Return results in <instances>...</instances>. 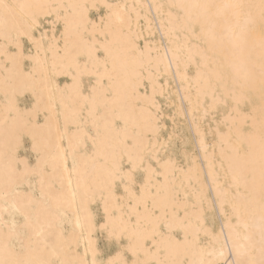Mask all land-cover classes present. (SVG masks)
Here are the masks:
<instances>
[{"label": "bare ground", "instance_id": "1", "mask_svg": "<svg viewBox=\"0 0 264 264\" xmlns=\"http://www.w3.org/2000/svg\"><path fill=\"white\" fill-rule=\"evenodd\" d=\"M146 1V4H143L141 0H30L33 3L64 6L52 9L53 15L46 24L48 30L42 23L35 32L36 40H40L41 35H44L39 49L26 37L20 39L18 46L14 32L6 36L0 29V98L3 100L0 107V260L7 257L37 262L68 261L84 257L88 240L86 235L81 238V230L76 225L78 219L83 220L92 214L88 201L92 199L93 192L86 191L82 175L85 168L103 169L107 162L104 148L112 142L114 135L107 128V121L102 118L103 111L89 117L86 106L83 111L85 120L78 121L77 114L80 113L81 105L86 102L78 95L76 84L82 79L83 95L88 96L98 78L97 75L91 76L94 84L87 86L80 76L84 62L88 59L87 53L91 51L94 43L107 45L110 54L108 68L117 78L116 83L127 98L126 106L115 108L109 113V119L128 117L135 106L130 128L134 125L143 144L152 148L154 162L158 159L157 151L160 145L156 138L159 130L156 114L158 105L154 96L163 90L157 79L165 75L172 77L177 83V110L188 120L197 155L189 158L190 162L184 169L178 168L171 161L160 162L161 171L167 174L169 188L176 195L179 207L173 228L186 231L190 241L197 235L204 237L202 226L213 235L206 238V246L202 248L175 250L176 258L197 262L218 261L223 264L225 260L236 259L239 252L244 258L259 259L261 231L264 228L258 203L259 141L257 139L255 142L249 157L256 167V202L245 210L243 180L246 168L242 154L237 152V135H218L209 139L206 129L203 128V121L207 113L215 110L211 107L210 84L215 83L214 73L221 64L223 71L239 75L242 82L243 77L247 75V83L255 88L256 95L259 96L264 65L260 0H243L244 3L255 5L249 10V30L243 50L227 38L222 43H209L189 30V24L194 19V10L182 6L202 0H166L164 3L170 6V9L166 10L162 9L163 3L160 0ZM104 3L115 6L111 10L112 15L109 16V10L104 9L103 15L93 21L89 11L96 8L91 6ZM73 5L76 7H70ZM140 6L144 8L143 14L138 11ZM56 13L59 14V20ZM164 13L165 17L162 16ZM102 17H107L103 23ZM65 19L69 23L72 36L69 48L75 47V52L84 54L79 60L80 68H77L74 62L75 52L69 54L65 48ZM140 19L144 20L146 30L158 32L157 28H161L167 44L161 46L158 40L157 43H143V48H140L137 45V41L142 38ZM163 22L167 23L165 31ZM176 31L182 34L180 41H174ZM104 33L108 34L106 38ZM192 41H196L195 44L186 45ZM24 43L31 47L29 54L24 52ZM11 47L15 50L12 51ZM195 57H200L201 69L196 71L194 77H189L186 68L190 63L198 66ZM103 58L100 57L101 60ZM25 59L31 62L27 69L24 65ZM97 69L98 75H104L103 65L90 61L88 70ZM59 76L68 80L59 84L55 80ZM144 81L148 83V92L141 93L140 88L144 86ZM104 82L106 84L107 80ZM25 93L30 95L33 105L26 111H20L16 104L17 97ZM205 96L209 97L207 105L204 104ZM87 103L90 106V102ZM38 113L46 114L40 123L36 120ZM65 116L69 117V134L76 132L78 123L80 128L87 130L92 128L95 122L96 127L100 129V150L95 153L94 160L92 141L81 136L83 144L75 149L78 161L76 169L72 168L73 150H69L65 155L57 149V144L60 143L59 135L64 131ZM46 117H51L47 122L48 126H44ZM33 124L42 127L36 128ZM21 133L31 139L32 151L38 155L33 170L17 157L21 142L19 148H16V138ZM90 135H95V130ZM148 135H151V140ZM62 146L68 148L67 139L63 141ZM43 166L49 169V173L42 171ZM30 175H35V184L31 185L27 181ZM164 178L163 175L160 177L161 180ZM237 182L241 184L239 194ZM24 188L27 190H23ZM35 190L38 191V196H34ZM95 199H100L98 192ZM233 205L241 206L239 224L234 218L229 220ZM5 208L8 210L4 211ZM212 210L217 218L216 228L207 221L206 212ZM7 213L21 216L27 231L26 237L21 236L13 222L4 220ZM63 224L69 225L67 232L64 231ZM221 231L223 236L217 241L214 235ZM13 239L21 241L22 246L18 249L10 246ZM79 244L83 245V252L76 256ZM222 245L224 254L220 256ZM87 259L90 264V251Z\"/></svg>", "mask_w": 264, "mask_h": 264}, {"label": "snow or ice", "instance_id": "2", "mask_svg": "<svg viewBox=\"0 0 264 264\" xmlns=\"http://www.w3.org/2000/svg\"><path fill=\"white\" fill-rule=\"evenodd\" d=\"M64 7L63 5H53L45 3H33L30 0H0V29L5 35L16 34L17 45L21 38L36 45L39 49L42 46L44 35L40 40L34 38L35 32L40 24L52 15L53 8ZM70 7H76L75 5ZM88 7V6H84ZM91 7L107 9L108 15H112L114 5L104 3L103 5L93 4ZM194 10V19L189 24V30L198 37L205 38V42L220 41L225 38L233 41L236 46L243 50L247 43L249 10L255 5L244 3L243 0H202L189 5H184ZM260 28L264 33V0H260ZM57 20L60 19L56 13ZM107 19L102 17L101 21ZM65 48L69 54L75 52V47L69 48L72 41L69 23L65 19ZM107 33H104L105 38ZM82 39V37H81ZM83 53L75 52L74 62L80 68L79 60ZM109 49L106 44H93L92 49L87 53L83 70L80 72L81 78L84 75H97V82L92 86L89 95H83L82 79L76 84L77 93L86 104L81 105L80 113L77 114L78 121H84V108L88 107V116L94 117L103 111V119L107 121V128L114 135L112 142L104 148L107 162L103 169L89 170L85 168L82 179L85 181V189L93 192L92 199L88 203L96 202L95 196L98 192L100 201L103 204V216L89 214L83 220H77V228L81 230V238L86 235L88 245L85 248L84 257L74 260H45L29 261L20 258H5L0 260V264H89L87 259L89 251L92 254L90 264H219L218 261H194L191 259H177L175 250L189 247L206 246V238L213 233L207 228L201 227L204 237H197L189 240L186 231L173 228V221L178 217L179 207L176 203V195L169 188L167 174L161 171L159 159L152 164V148L145 146L140 134L135 130V126L130 128L132 113L128 117H114L109 119V113L118 106H126V96L116 83L108 68ZM103 56V60L100 57ZM94 61L97 65H103L104 75H98V69L89 71V62ZM114 71V68H113ZM215 83H211L212 109H215L223 119L219 120L218 128L223 125L228 128V132H221L222 136L237 135V152L244 158L246 173L243 180L245 189L244 209L251 207L257 192L256 167L253 161L249 160L255 142L259 141V208L261 218L264 220V65H262V75L259 85V96L256 90L250 86L248 76L239 75L222 70V64L214 73ZM105 80L107 83L105 84ZM87 102H90V106ZM227 113V115H225ZM51 117H46V124ZM69 117L65 116L64 131L59 135L60 143L57 149L67 155L69 150H73L72 168L76 169L78 161L75 149L83 144L81 136L88 137L92 141L93 160L95 153L100 150L98 138L100 129L93 122V127L87 130L77 126L75 133L69 134ZM29 122L32 123L31 118ZM34 127H42L33 124ZM95 130V135L90 133ZM57 131H59V121H57ZM25 134L21 133L16 138V148ZM67 139L68 148H64L63 141ZM33 140L35 137L33 136ZM35 147V143L33 144ZM86 148V146H85ZM19 164V161H17ZM67 165V161L65 160ZM67 170V169H66ZM165 178L160 179L161 176ZM241 184L236 183L237 193ZM107 193V195H105ZM119 193V195H117ZM7 195V193H5ZM8 209L5 208L4 211ZM18 211V209H17ZM235 219L237 224L241 218V206L233 205L229 220ZM27 220V217H25ZM102 221V222H101ZM97 239L93 240V236ZM223 236V231L214 235L217 241ZM231 238V237H229ZM106 240V248H111L114 244L118 251L111 255L101 247V242ZM223 245L220 256H223ZM79 256V252L75 253ZM107 257V259H105ZM223 264H264V228L261 231L259 259L254 257L244 258L237 252V258L232 261H223Z\"/></svg>", "mask_w": 264, "mask_h": 264}, {"label": "rangeland", "instance_id": "3", "mask_svg": "<svg viewBox=\"0 0 264 264\" xmlns=\"http://www.w3.org/2000/svg\"><path fill=\"white\" fill-rule=\"evenodd\" d=\"M162 4V9L166 10V8L170 9V6L167 3H164L166 0H160ZM146 0H141V3L146 4ZM138 11L140 13H144V8L142 6L139 7ZM104 9L101 10L100 8L92 9L89 11L90 18L93 21H96L99 15H103ZM162 16L165 17V13L162 14ZM152 16L150 15V19ZM48 19L44 20V28L48 30V26L46 25L48 22ZM164 23L163 30H167V23ZM139 27L141 29L142 38L137 41V45L140 48H143V43H151L155 42L157 43L158 40L161 44V46H164L167 44L166 38L163 36V32L161 28H157L158 32L155 30H146L145 29V22L143 19L139 20ZM60 29V27H58ZM146 33V34H145ZM152 34V36H151ZM175 39L174 41H180L182 38V34L178 31L175 33ZM146 35V36H145ZM196 41L187 42L186 45L190 46L191 44H195ZM199 45V42H197ZM12 51L15 50L14 47L10 48ZM24 52L29 54L31 52V47L24 43ZM199 60L200 57H195V63L198 64V66H194V63H190L186 71L188 72L189 77H194L196 71L198 69H201L199 66ZM210 67H212V63H208ZM25 68H29L31 65V62L28 59L24 60ZM159 79H157L158 83L162 87V91L154 96L155 102L158 105V133H157V141L160 143L158 147V159L160 162L163 161H171L174 163L175 166L178 168L184 169L188 165L189 158L194 157L197 155V148L196 143L194 140L193 134H191V130L189 128L188 120L186 116L180 115L178 113V106H179V100L176 94L177 91V83L172 77H166L165 75L159 76ZM57 83H62L64 80H68L66 77L59 76L55 79ZM83 81L87 86H91L94 84V80L91 76H83ZM166 84V85H165ZM165 85V86H164ZM140 92H148V83L144 81V86L140 88ZM165 92V93H164ZM183 102V101H182ZM209 97H204V104H208ZM3 104V100L0 98V107ZM17 107L20 111H26L27 109H30L33 105V100L30 97L29 94L25 93L24 95L17 97ZM46 114L38 113L37 115V122H41L43 120V117ZM227 115V113H225ZM223 119L222 116L219 115V113L214 110L210 113H207L205 116V119L203 121L204 129L207 131V135L209 139H214L218 137V135H221V132L227 133L228 128L226 126L221 125L218 128V122L219 120ZM149 140L151 135L147 136ZM182 146V147H181ZM32 141L28 136H24V139L21 141V147L17 152V157L19 159H22L25 164L28 166L29 169H35L36 162L38 160V155L35 154L32 151ZM156 161V160H155ZM152 164L155 167L156 164L152 160ZM43 172L49 173V169L46 166H43L42 169ZM27 181L32 185L36 183V177L35 175H30L27 178ZM23 190H27L24 188ZM34 196H38V191H34ZM119 195V193H117ZM96 202L90 203L89 207L92 212V215H97V218L99 216H103V209H102V201L100 199H95ZM206 215L208 216V223H211L213 227H217V218L215 212L212 210L210 212H206ZM4 220L10 222H13V224L18 228V232L21 234L22 237H26L27 231L23 226V219L21 216L17 214L7 213L4 216ZM102 222V221H101ZM63 229L65 232H67L70 228L69 225L63 224ZM97 237L94 235L93 240H96ZM107 244V241L104 240L101 242V247L106 250L110 251L111 255H115L117 249L115 245L113 244L111 248H106L105 245ZM10 246H13L15 249H18L19 246H22L21 241L13 239L10 243ZM79 252L81 254L83 252V245H78L76 252ZM107 259V257H105Z\"/></svg>", "mask_w": 264, "mask_h": 264}]
</instances>
